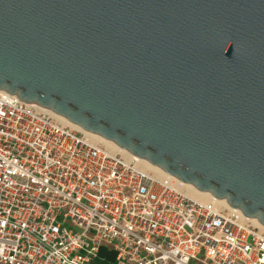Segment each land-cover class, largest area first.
<instances>
[{"label":"water","instance_id":"obj_1","mask_svg":"<svg viewBox=\"0 0 264 264\" xmlns=\"http://www.w3.org/2000/svg\"><path fill=\"white\" fill-rule=\"evenodd\" d=\"M0 90L264 227V0H0Z\"/></svg>","mask_w":264,"mask_h":264},{"label":"built area","instance_id":"obj_2","mask_svg":"<svg viewBox=\"0 0 264 264\" xmlns=\"http://www.w3.org/2000/svg\"><path fill=\"white\" fill-rule=\"evenodd\" d=\"M94 137L0 90V264H264L259 224Z\"/></svg>","mask_w":264,"mask_h":264},{"label":"bare ground","instance_id":"obj_3","mask_svg":"<svg viewBox=\"0 0 264 264\" xmlns=\"http://www.w3.org/2000/svg\"><path fill=\"white\" fill-rule=\"evenodd\" d=\"M58 119L61 120L62 123H69L67 120H65L64 118H61V117H58ZM71 124V123H70ZM72 126L76 127L77 129L79 130H82L80 127L78 126H75L73 124H71ZM95 139H100V137H97L95 136L94 137ZM103 140V139H102ZM103 142L110 148L114 149V150H119L121 151L122 153H124L125 155L127 156H131V154L119 147H117L113 142H110V141H107V140H103ZM137 161L140 165L146 167V168H149V169H152L154 170L156 173H158L159 175H166V174H163V171H161L159 168L155 167V166H152L150 165L147 161L145 160H142V159H138L137 158ZM182 188L189 194L191 195L192 197H195L197 199H201V200H206V199H209L211 198L212 200H214L213 202L214 203H221L223 205H226V203L224 201H216L214 198L211 197V195L209 193H206V192H200L198 191L197 189H195L194 187H192L191 185H188V184H182ZM250 223H253L255 225H258V222L257 220L255 219H247ZM260 227V229L264 230V227H262L261 225H258Z\"/></svg>","mask_w":264,"mask_h":264},{"label":"trees","instance_id":"obj_4","mask_svg":"<svg viewBox=\"0 0 264 264\" xmlns=\"http://www.w3.org/2000/svg\"><path fill=\"white\" fill-rule=\"evenodd\" d=\"M105 252H106L105 248L102 247V248L100 249V255H104ZM108 256L110 257V254H109Z\"/></svg>","mask_w":264,"mask_h":264}]
</instances>
